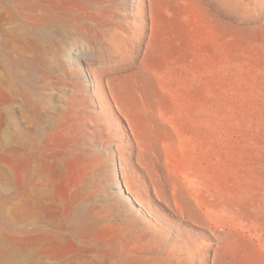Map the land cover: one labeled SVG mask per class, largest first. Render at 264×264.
Wrapping results in <instances>:
<instances>
[{
  "label": "rangeland",
  "instance_id": "rangeland-1",
  "mask_svg": "<svg viewBox=\"0 0 264 264\" xmlns=\"http://www.w3.org/2000/svg\"><path fill=\"white\" fill-rule=\"evenodd\" d=\"M0 196V264H264V0L0 2Z\"/></svg>",
  "mask_w": 264,
  "mask_h": 264
},
{
  "label": "bare ground",
  "instance_id": "bare-ground-1",
  "mask_svg": "<svg viewBox=\"0 0 264 264\" xmlns=\"http://www.w3.org/2000/svg\"><path fill=\"white\" fill-rule=\"evenodd\" d=\"M4 0H0V2H2ZM4 3V2H3ZM42 4V3H41ZM44 19V17H43ZM41 20V19H40ZM31 25H32V22H31ZM34 25V24H33ZM41 25V24H40ZM46 25V24H45ZM28 58V57H27ZM22 60V59H21ZM15 61V60H14ZM24 61V60H23ZM22 61V62H23ZM18 62V61H17ZM14 64V63H12ZM29 156V155H28ZM30 159V158H29ZM28 163V162H26ZM31 163V162H30ZM28 165V164H27ZM26 168V166H25ZM28 174V172H27ZM26 178V177H25ZM26 180V179H25ZM25 182V181H24ZM1 197V196H0ZM16 249L17 247L15 245H13V243H11L10 241H1L0 242V260L1 258H3L4 256H15L17 253H16Z\"/></svg>",
  "mask_w": 264,
  "mask_h": 264
}]
</instances>
